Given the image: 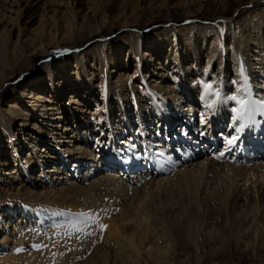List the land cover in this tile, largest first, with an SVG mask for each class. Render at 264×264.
Segmentation results:
<instances>
[{"label":"rangeland","instance_id":"1","mask_svg":"<svg viewBox=\"0 0 264 264\" xmlns=\"http://www.w3.org/2000/svg\"><path fill=\"white\" fill-rule=\"evenodd\" d=\"M232 96L264 101V0H0V264H128L131 231L117 243L101 225L130 213L140 195L161 221L146 231L139 264H264V157L253 159L264 139L250 138L259 149L209 140L211 129L264 133V110L236 120ZM44 106L59 118H43ZM202 108L220 116L201 128L212 152L196 147L181 160L164 134L198 122ZM75 146L77 164L67 156ZM220 153L242 166L239 175L208 177L207 165L198 189L177 178L194 180L199 163ZM111 174L141 190L123 195ZM63 175L70 186L55 178ZM105 210L112 215L100 222ZM78 243L82 257H72ZM149 247L159 251L150 259Z\"/></svg>","mask_w":264,"mask_h":264},{"label":"bare ground","instance_id":"2","mask_svg":"<svg viewBox=\"0 0 264 264\" xmlns=\"http://www.w3.org/2000/svg\"><path fill=\"white\" fill-rule=\"evenodd\" d=\"M28 3V5H26V6H28V10L30 9L32 12H34V10H35V7H33V6H35L33 3V1L32 2H27ZM26 3V4H27ZM33 7V8H32ZM27 10V11H28ZM80 16V15H79ZM166 39V38H165ZM164 43V42H163ZM144 56H146V57H149V60H146L145 59V62H147V63H149V65H150V67H151V61L153 60V56H152V54L150 53V52H148V51H146L145 52V54H144ZM155 59V58H154ZM158 62V61H157ZM159 63V62H158ZM156 67V64L154 65L153 64V66L152 67ZM151 67V68H152ZM157 68V67H156ZM54 76V74H51L50 75V77L52 78ZM165 88H167V91H168V93L171 91V87L170 86H164ZM249 90V89H248ZM166 91V92H167ZM249 93H250V90L248 91ZM248 92H246L245 91V96L246 97H248ZM247 94V95H246ZM70 97V103H76L77 102V97H78V95H77V97H76V93L75 94H73V95H70L69 96ZM245 97V98H246ZM210 102V101H209ZM209 102H208V104H209ZM215 103H213V105H214ZM212 105V106H213ZM220 105V104H219ZM206 106H207V104H206ZM209 106V105H208ZM215 107L217 106V105H214ZM204 108H205V106H204ZM204 108H202V109H200L198 112H197V114H198V122L197 121H190V122H188L187 121V123H185V119H184V121H183V124L184 125H186V126H184L183 124L181 125L180 123H179V126H178V128H176L175 129V127H176V125H175V127H174V129H170V128H168L167 127V134L165 133L164 135H166L167 136V138H168V140L169 141H171L172 142V144H177L178 145V147H176L177 149H179L180 151H181V153H180V155H178V158L179 159H181V160H186V156H189V158H192V157H196L197 155H195L194 153H192V154H190V152L192 151H194V149H197L198 150V148H201V150H203V151H199L200 153H202V152H212V150L211 151H207V149L209 148V149H211V147H209V146H206V144H208V143H210V144H212L213 145V143H211L210 141L211 140H213V138L214 137H216L217 135H221V137H222V139H224L223 141H221L222 143H224V147H226V148H231L232 149V147L235 145L236 146V149H238V148H240V141L239 140H242V143L243 144H245L246 146L247 145H251L252 146V148L253 149H259V148H261L260 147V144L259 145H256L254 142L252 143H250V138H251V140L253 139V137H255L256 139H259V138H262V140L264 139V133H262V134H259V132H255L254 130L253 131H251L250 132V129H248L247 130V132L246 131H244V133H243V131H239L238 133H237V131L235 130L234 131V133H232L231 134V138L228 136V134H229V131L230 130H228L227 132H223V133H221V132H219L218 130H210V132H212L213 131V133L210 135V138H209V140L210 141H208L207 139H205V138H203V137H200V133H203L204 131H202L201 130V128H204V126H205V129H206V127H208L209 125L211 126V128H213V127H217V125L219 124L218 123V118L220 117H218L217 115H216V113L217 112H215L214 114V116H212L208 111H207V109H204ZM99 109H104L103 107L102 108H100V106L97 108V111L99 110ZM228 109V108H227ZM55 110V108L54 107H43L42 109H41V115L43 116V118H45V119H49V120H56V119H58L59 117H56L55 115V113H53V111ZM213 111H215V109H213ZM216 111H218V110H216ZM59 112V111H58ZM64 112V111H63ZM264 112V111H263ZM263 112H261L262 114H263ZM259 113V112H258ZM60 116V115H59ZM259 116V115H258ZM262 117H263V115H262ZM223 119V118H222ZM259 119V118H258ZM182 120V119H181ZM263 120V119H262ZM220 121H221V119H220ZM222 121H224V120H222ZM221 121V122H222ZM1 122V121H0ZM213 122V123H212ZM232 125H233V122H232ZM253 125V124H252ZM257 125V124H256ZM163 126H164V124H163ZM168 126V125H167ZM183 126V127H182ZM239 126H240V124H239ZM165 128V127H164ZM249 128V127H248ZM149 129H150V127H149ZM199 129L201 130L200 132H199ZM194 131H196V134H195V132ZM180 132V133H179ZM197 132H198V135H197ZM187 134L190 138H188V139H186V138H181V134ZM237 133V134H236ZM247 133V135H245ZM207 134V133H206ZM205 134V137H207V135ZM133 135V134H132ZM213 136V137H212ZM235 137V139H233ZM142 138V140H143V143L140 141L139 143H141V144H144V146L146 145H148L147 143H148V140H147V138L144 136H142L141 137ZM161 138V137H160ZM201 139H203V141L201 140ZM190 141L192 144H194V145H192V147L191 148H189L188 150H184V147L183 146H188V142L187 141ZM229 140H232L233 142L231 143V144H229L228 143V141ZM156 141H158V140H156ZM246 141H249V142H246ZM259 142H261L260 140H259ZM160 143V142H159ZM247 143V144H246ZM136 145H137V142L135 143ZM161 144V143H160ZM237 144H238V148H237ZM167 145H169V143H167ZM214 145H216V146H219V142L217 141V143L216 144H214ZM240 145V146H239ZM249 145V146H250ZM205 146V147H204ZM248 146V147H249ZM259 148H258V147ZM138 147V146H137ZM196 147H198V148H196ZM169 148V147H168ZM139 149V148H138ZM170 149H173V147L171 148L170 147ZM206 149V150H205ZM225 149V148H224ZM236 149H235V147H234V150L236 151ZM247 149V148H246ZM153 150V149H152ZM157 150V149H156ZM169 150V149H168ZM230 151V150H229ZM260 151V152H259ZM259 151L258 152H256V154H254V156H253V159L255 158V159H258V158H260V157H264V148H262V149H259ZM225 152V151H224ZM83 153V150H81V147H79V146H75V148H74V150H72V151H70L69 152V154L67 155L69 158H71L70 160L74 163V164H77V162L78 161H80V160H82L83 158H82V156L80 155V154H82ZM145 153H147V154H151V152H145ZM227 153V152H226ZM170 154H172L171 152H170ZM178 154H179V152H178ZM199 154V153H198ZM245 154V152L244 151H240V155L242 156V155H244ZM173 156H174V153L172 154ZM249 155V154H248ZM133 156V155H132ZM247 156V155H246ZM243 157V156H242ZM245 157V156H244ZM120 158H122V156H120ZM229 158V157H228ZM245 158H249V157H245ZM109 159H111V158H109ZM174 159L176 160V158L174 157ZM124 159H120V161H123ZM126 161H127V158H126ZM144 161V160H143ZM157 161H159V160H157ZM141 162V161H140ZM124 163V162H123ZM208 165V173H207V176L209 177V176H212V175H222L223 173H225L226 174V176H225V179H227L226 177H228V178H231L232 177V179L234 178V177H236L237 175H239V173H240V171H241V168H242V166L240 167V166H235V164H233V162L232 161H228L227 160V157H226V155L225 156H223V154L222 153H220V154H217V155H213V158L212 159H207L206 161H204V162H201V163H199V167H198V169L200 170V172L199 173H197L196 172V174L194 175V180H189V181H187L186 179V176L184 175V174H182V173H180L178 176H177V178H179V181L181 182V183H188L190 186H192V188H195L196 187V189H198L199 187H198V180H199V176L200 175H202L201 173L204 171V168L206 167ZM92 166V165H91ZM83 167H85V166H83ZM88 167V166H87ZM123 167H126V166H119L118 168H117V173H127L128 172V169H127V167H126V170L123 168ZM121 168H122V170H121ZM70 169L72 170V172H73V169H72V166L70 167ZM113 170H114V168H113ZM136 170V169H135ZM158 170H160V169H158ZM104 171V169L100 166V167H94L93 169H91V170H89L88 171V175H89V179H90V177L91 176H95V175H98L100 172H103ZM14 172V171H13ZM59 172V170H56L55 171V173H58ZM131 172V171H130ZM133 172H134V169H133ZM150 173H151V171H150ZM155 173V172H154ZM67 175V174H66ZM62 176V177H60V176H55V178H57V179H61V181L62 182H64L63 184H65V183H68V185L69 184H71V181H70V178L68 177V176ZM106 175H109V174H106ZM127 175V174H126ZM138 175V174H137ZM76 177V176H75ZM74 177V178H75ZM111 177H112V179L114 180V182H117L118 184V186H119V184H120V186H121V190H123V195H132V197L133 196H135L136 195V193H138V191H139V189H140V187H131V185H128L126 182H123L122 183V181L120 182V180L119 179H117V177H115L114 175H112L111 174ZM131 177V175L129 174V178ZM97 178H103V176L101 177V176H99V177H97ZM110 178V177H109ZM83 179H88V177H86V176H84V178ZM111 179V178H110ZM112 180V181H113ZM84 181V180H83ZM96 181H98V180H96ZM191 181V182H190ZM92 182V181H91ZM95 182V181H94ZM100 183V185H102L103 186V184H101V181L99 182ZM156 183H157V181H156ZM159 183H161V182H159ZM178 183V182H177ZM92 183H90V185H91ZM94 185V184H93ZM149 185V184H148ZM193 185H196V186H194L193 187ZM70 186V185H69ZM74 186V185H73ZM68 187V186H67ZM67 187H65V188H67ZM95 187H97V186H95ZM101 187V186H100ZM145 187V186H144ZM63 188V187H62ZM99 187H97L96 189H98ZM104 188H105V186H104ZM70 189V188H69ZM99 189H101V188H99ZM259 189V191L261 190V187L260 188H258ZM59 190V189H58ZM63 190V189H62ZM71 190V189H70ZM141 190V189H140ZM74 191V190H73ZM58 192H60V191H58ZM131 192H134V193H131ZM61 194V193H60ZM60 194H59V196H60ZM62 195H64V194H62ZM67 195H68V193H67ZM66 196V195H65ZM142 195H140V196H138V198H136V200L135 201H133L134 203L133 204H131V206L130 207H132V208H130L129 206V209H132V211L129 213V212H123V214L120 216V217H112L114 220H112V222H111V220H110V222H111V224L110 223H106V222H108V221H106L105 222V224H108V226H107V229H108V233H109V235H108V233H107V237L108 236H110V239H113V240H115L117 243H121L123 240H122V232L124 231H126V232H128V231H131V233H132V235L130 236V238H129V240H127V245H128V248L130 249V252L127 254V256H129L130 258L131 257H134V260L133 261H135L136 263H138L139 264V261H138V257H139V254L141 253L140 252V250L142 249V243H143V241L146 239V236H147V234H146V231L147 230H149V228H153L154 226H156L160 221H161V217L156 213V212H154V213H152V210H149L148 208H146V206L145 205H143L141 202H142V197H141ZM240 197V194H238V188H236V187H234L233 188V194H232V198L233 199H235V200H237L238 198ZM260 197H262V198H264V189H262L261 190V193H260ZM238 204L236 203V201H233V207H235V206H237ZM127 207V206H126ZM148 207V206H147ZM128 209V211H130ZM126 211H127V208H126ZM110 213H111V211L110 210H105V212H104V214H100V215H97L96 217H97V219L98 220H100V222H103V221H105V219H104V217H107V219H108V217L109 216H111L110 215ZM142 215V216H141ZM143 215H147L148 217H149V221L148 222H145V223H143V224H140L141 223V221H140V219L138 220V218H140V216L141 217H143ZM118 216V215H117ZM103 220V221H102ZM129 220H131V221H134V223L133 224H131V225H133L132 227H129V225H127V221L129 222ZM142 220H144V219H142ZM121 223H124L123 225L121 224ZM110 224V225H109ZM130 225V226H131ZM94 226V225H93ZM121 227H122V229H121ZM139 227V231H137L136 230V228H138ZM106 229V230H107ZM141 230H142V232H141ZM133 232H134V234H133ZM141 232V233H140ZM136 233H137V235H136ZM134 235H136V237H134ZM112 236V237H111ZM136 238V239H135ZM106 239H108V238H106ZM139 241V246L136 244V242L135 241ZM79 244H82V243H78V244H76V245H74V247L72 248V257L73 256H77V257H82V253L83 252H79ZM84 244H82L81 246H83ZM103 247V249H104V246H102ZM81 248V247H80ZM84 248V247H83ZM153 248L154 247H149V249H147V251H146V253H147V257H149V259H150V257H152V256H154V255H157V253L159 252H157V253H154L153 252ZM106 249V248H105ZM104 251H106V250H104ZM104 251H103V253H104ZM107 252V251H106ZM99 253H102V250H101V252H100V250H99ZM102 253V254H103ZM109 253V252H108ZM84 255V254H83ZM94 255H96V254H94ZM92 256V255H90V259H88V260H94L95 258H97L96 256ZM109 255V254H108ZM160 255V254H159ZM100 256V255H99ZM127 256H126V258H127ZM158 257V256H157ZM160 257V256H159ZM101 258V257H100ZM155 258V257H154ZM153 258V259H154ZM82 259V258H81ZM105 259V258H104ZM122 259H124V258H122ZM128 260V258L126 259V261ZM62 261V260H61ZM122 261V260H121ZM132 261V262H133ZM64 262V261H63ZM87 262V261H86ZM94 262V261H93ZM129 262H131V261H129ZM129 262H128V264H129ZM131 262V263H132ZM141 262V261H140ZM75 264H80V260H77V261H75L74 262ZM66 264H67V262H66ZM126 264V263H125Z\"/></svg>","mask_w":264,"mask_h":264},{"label":"snow or ice","instance_id":"3","mask_svg":"<svg viewBox=\"0 0 264 264\" xmlns=\"http://www.w3.org/2000/svg\"><path fill=\"white\" fill-rule=\"evenodd\" d=\"M205 88L208 90L209 93L212 91L211 84L205 85ZM231 99L234 100L236 104L238 105L237 108L233 109V111L236 113L234 117V119L236 120H243L245 118H251L255 114V112L258 110V108L260 110H264V101H261L259 103V106H257L256 101L250 100L248 98H240L237 96H232ZM209 107H211V105H209ZM233 139H235V137ZM232 142H233L232 140L228 141L229 144H231ZM81 215H84V214H81ZM106 227H107L106 225H101V229H104Z\"/></svg>","mask_w":264,"mask_h":264}]
</instances>
